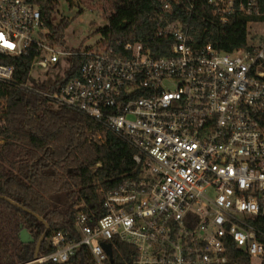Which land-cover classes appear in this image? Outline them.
<instances>
[{"label":"built area","instance_id":"1","mask_svg":"<svg viewBox=\"0 0 264 264\" xmlns=\"http://www.w3.org/2000/svg\"><path fill=\"white\" fill-rule=\"evenodd\" d=\"M233 1L209 0L221 14ZM248 4L258 13L257 0ZM156 34L172 37L168 54L103 37L64 48L35 4L0 0V112L6 86L31 91L95 120L99 140L123 139L135 165L99 189L100 216L83 200L73 205L75 234L53 231L38 263L65 262L85 246L93 264H109L103 244L118 240L134 248L132 264H224L231 247L264 264L263 33L228 52L194 45L177 20ZM28 56L21 80L7 60ZM50 68L65 71L48 82Z\"/></svg>","mask_w":264,"mask_h":264},{"label":"trees","instance_id":"2","mask_svg":"<svg viewBox=\"0 0 264 264\" xmlns=\"http://www.w3.org/2000/svg\"><path fill=\"white\" fill-rule=\"evenodd\" d=\"M29 1L40 10L53 41L63 43V31L70 21L60 18L53 24L59 0ZM65 1L80 13L91 0ZM249 1L234 0L232 11L221 14L209 0H103L107 24L98 31L110 41L139 42L159 56L169 53L172 37H159L157 30L177 20L194 45L210 43L228 52L247 45L249 21L264 22V0H257L258 13L247 14V8L253 9ZM166 3L168 8H164ZM222 17L226 21L222 22ZM30 60L28 56L7 61L15 66L16 77L24 80ZM78 60L73 58L75 64ZM4 94L5 107L0 112V195L22 204L48 223L50 231L40 245L39 255L49 253L52 248L48 239L53 231L75 234L74 204L83 200L93 219L103 213V193L99 189L107 190L129 176L135 169L133 152L123 139L110 132L105 133L103 141L96 138L100 124L81 112L54 107L37 94L14 86H6ZM60 195L67 201L64 208L51 203ZM22 229L33 241H20ZM44 229L34 215L0 199V264L31 261ZM111 250L109 264H132V246L116 240L111 242ZM39 264H93V257L81 246L65 262ZM224 264H251V260L231 247Z\"/></svg>","mask_w":264,"mask_h":264},{"label":"rangeland","instance_id":"3","mask_svg":"<svg viewBox=\"0 0 264 264\" xmlns=\"http://www.w3.org/2000/svg\"><path fill=\"white\" fill-rule=\"evenodd\" d=\"M103 0H91L82 7V11L78 13L77 7L69 8L65 0H59L56 6V11L52 16L53 24H57L60 18L69 20V25L63 31L62 47L69 49L89 48L94 47L102 38L99 28L107 24L106 12L103 8ZM247 30L250 37H253L252 43L256 42L259 34L262 31L264 37V26L257 22L247 24ZM261 33V32H260ZM256 34V35H255ZM65 71L64 69L50 68L47 70L48 82L59 79ZM39 75H45V71L38 72ZM96 135V133H95ZM52 204L64 208L67 205L66 198L63 195L52 200ZM251 264H259L255 259Z\"/></svg>","mask_w":264,"mask_h":264},{"label":"water","instance_id":"4","mask_svg":"<svg viewBox=\"0 0 264 264\" xmlns=\"http://www.w3.org/2000/svg\"><path fill=\"white\" fill-rule=\"evenodd\" d=\"M0 199H3V200L9 202L10 204H12L14 206H17V207L21 208L25 212L34 215L39 221H41L44 224L45 229H44V231L42 232V234L40 235L39 239L36 242L33 259L31 261L25 263V264H29V263H31V264H39L38 261H36L37 258L39 257V248H40V245L42 244V242L47 238V235H48V233L50 231V226L48 225V223L45 220H43V218H41L40 216L36 215L33 211L25 208L22 204H19V203L13 201L12 199H10V198H8L7 196H4V195H0ZM20 241L23 242V243H28L30 241H33V239L31 238V236H30V234H29V232L27 230L22 229L20 231ZM103 247H104L105 251L107 252V254L109 256V262H111L112 261V250H111L110 244L104 243Z\"/></svg>","mask_w":264,"mask_h":264},{"label":"snow or ice","instance_id":"5","mask_svg":"<svg viewBox=\"0 0 264 264\" xmlns=\"http://www.w3.org/2000/svg\"><path fill=\"white\" fill-rule=\"evenodd\" d=\"M9 47H11V45H8Z\"/></svg>","mask_w":264,"mask_h":264}]
</instances>
